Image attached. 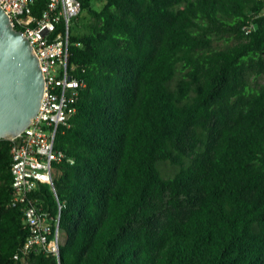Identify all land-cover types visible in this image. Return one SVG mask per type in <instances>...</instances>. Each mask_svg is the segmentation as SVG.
I'll return each instance as SVG.
<instances>
[{
  "label": "trees",
  "instance_id": "obj_1",
  "mask_svg": "<svg viewBox=\"0 0 264 264\" xmlns=\"http://www.w3.org/2000/svg\"><path fill=\"white\" fill-rule=\"evenodd\" d=\"M263 10L81 0L68 62L84 87L54 141L65 159L54 194L42 184L28 197L58 216L59 259H13L28 228L0 139V264H264ZM162 162L176 172L163 177Z\"/></svg>",
  "mask_w": 264,
  "mask_h": 264
},
{
  "label": "built area",
  "instance_id": "obj_2",
  "mask_svg": "<svg viewBox=\"0 0 264 264\" xmlns=\"http://www.w3.org/2000/svg\"><path fill=\"white\" fill-rule=\"evenodd\" d=\"M34 1L0 0L12 27L29 40L44 81L36 116L10 140V205L21 206L22 221L28 228L26 240L13 254V259L20 262L31 254L57 258L63 244L58 216L50 217L37 208L36 199L28 197L42 184H48L54 194V166L65 159L63 152L55 148V137L59 130L69 127L76 110L74 104L84 87L83 82L72 77L75 66L68 62L70 34L81 12V0H46L38 16L31 14ZM259 1L264 5V0Z\"/></svg>",
  "mask_w": 264,
  "mask_h": 264
},
{
  "label": "water",
  "instance_id": "obj_3",
  "mask_svg": "<svg viewBox=\"0 0 264 264\" xmlns=\"http://www.w3.org/2000/svg\"><path fill=\"white\" fill-rule=\"evenodd\" d=\"M43 87L29 40L12 27L0 7V139L11 140L30 124L39 110Z\"/></svg>",
  "mask_w": 264,
  "mask_h": 264
},
{
  "label": "rangeland",
  "instance_id": "obj_4",
  "mask_svg": "<svg viewBox=\"0 0 264 264\" xmlns=\"http://www.w3.org/2000/svg\"><path fill=\"white\" fill-rule=\"evenodd\" d=\"M91 6H92V8L97 10V9L100 8L101 5L99 3H96V2L93 3L92 2ZM84 16L85 15L82 14L81 17L78 19V22H79L78 24L79 25L86 23V19H84ZM74 27H75V25L73 24L72 25L73 31H74ZM78 31L79 32H83L84 31V26H80V28H78ZM217 45L221 46L222 43H218ZM158 170H159L160 174L163 177H170L176 172L177 168L174 167V166L169 165L167 162H162V163L158 164ZM60 237H61V239L63 241V236H61V234H60Z\"/></svg>",
  "mask_w": 264,
  "mask_h": 264
}]
</instances>
